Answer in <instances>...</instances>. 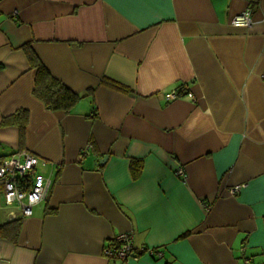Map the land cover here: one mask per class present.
Listing matches in <instances>:
<instances>
[{"label": "crops", "instance_id": "1", "mask_svg": "<svg viewBox=\"0 0 264 264\" xmlns=\"http://www.w3.org/2000/svg\"><path fill=\"white\" fill-rule=\"evenodd\" d=\"M24 44L70 109L33 94ZM0 63V161L30 152L51 180L26 217L0 183V225L20 219L0 264H264V0H0ZM180 84L193 99L166 101ZM129 230L143 251L106 258Z\"/></svg>", "mask_w": 264, "mask_h": 264}, {"label": "built area", "instance_id": "2", "mask_svg": "<svg viewBox=\"0 0 264 264\" xmlns=\"http://www.w3.org/2000/svg\"><path fill=\"white\" fill-rule=\"evenodd\" d=\"M255 23L251 16V11L246 9L239 14L234 15L230 24L234 26L250 27ZM186 94L193 99L192 93L186 91L184 84H180L173 89L164 92V99L172 101L180 94ZM91 144L83 148L85 153ZM44 164L45 161L39 159L36 155L27 152H16L0 161V183L3 185L2 204L11 209L18 210L21 217L30 216L33 206L42 201L51 185V180L35 171L37 165ZM176 173L185 178L181 168H177ZM240 185L229 188L230 194H235L240 190ZM11 216L15 217L11 211ZM143 248L136 249L134 246V233L132 230L120 232L114 235L111 242L103 247V255L119 262L129 259H136ZM149 253H156L158 257L162 252L158 249H148Z\"/></svg>", "mask_w": 264, "mask_h": 264}, {"label": "trees", "instance_id": "3", "mask_svg": "<svg viewBox=\"0 0 264 264\" xmlns=\"http://www.w3.org/2000/svg\"><path fill=\"white\" fill-rule=\"evenodd\" d=\"M24 53L30 63V66L36 69V74L34 78V84L32 92L33 94L41 99L46 107L49 109H70L79 99L80 95L69 89L60 80L56 79L50 74L48 69L44 66L41 60L38 58L36 53L31 48L30 44H24L22 46ZM3 64L0 63V69H2ZM115 85V84H114ZM23 116L22 121L19 122V127L21 130L20 135H23L24 120L26 113L24 110H18L9 117V120L14 121ZM8 122L7 119L3 123ZM140 160H136L133 165V174L137 176L140 170ZM9 224L0 225V237L9 236L10 239H14L18 233L20 219H16L12 222L13 226ZM10 232V233H9Z\"/></svg>", "mask_w": 264, "mask_h": 264}, {"label": "water", "instance_id": "4", "mask_svg": "<svg viewBox=\"0 0 264 264\" xmlns=\"http://www.w3.org/2000/svg\"><path fill=\"white\" fill-rule=\"evenodd\" d=\"M106 156H104V158H105Z\"/></svg>", "mask_w": 264, "mask_h": 264}]
</instances>
